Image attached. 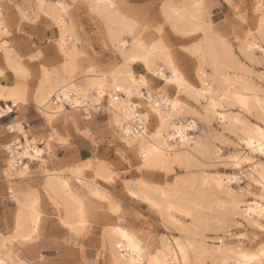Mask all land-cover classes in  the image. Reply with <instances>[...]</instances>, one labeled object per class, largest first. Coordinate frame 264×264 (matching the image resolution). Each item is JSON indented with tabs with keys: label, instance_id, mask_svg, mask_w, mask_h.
<instances>
[{
	"label": "bare ground",
	"instance_id": "1",
	"mask_svg": "<svg viewBox=\"0 0 264 264\" xmlns=\"http://www.w3.org/2000/svg\"><path fill=\"white\" fill-rule=\"evenodd\" d=\"M73 1H76L78 6L85 7L99 19L109 45L114 48L115 62L98 66L92 59H83L84 52L80 47L82 42L77 23L74 21L75 17L72 18L71 13L69 14V3L67 4L65 0H29L28 2L35 17L47 13L48 15L44 16L49 18L56 27L54 49L58 63L56 65L51 63L53 66L42 65L34 84H30L32 74L26 66V61L15 52L8 41L9 47L6 52L3 48L5 41L0 39V57L3 61V67H0V73H2L0 94L10 90H14L12 94H18L16 104L10 100L3 101L6 108L14 107L18 111L20 106L25 107L33 103L45 125L51 129V132H48L46 143L42 146L36 144V137H29L28 128L23 125L24 132L0 135V138L6 139L5 142H0V149L7 154V161L1 174L8 185L13 186L12 198L15 200L11 232L4 233L2 229L0 230V260L5 264H27L22 254L23 251L31 258L37 255L35 258L41 259L40 254L38 256L39 252H36L33 246L27 248L28 244L34 243L35 240L37 242L36 235H38L42 217L40 194L36 188L25 187L13 180H23L28 177V161L44 162L45 150L49 149L50 152L46 151L49 154L53 147L59 144L57 124L60 120L64 121L62 124L65 129L75 128L76 131L81 129L83 132H88V123L95 121L96 112H89L88 119L82 118V123L78 120L82 105L88 104L91 108L99 105L101 112H104L102 114L106 116L105 123L115 127V134L119 140L117 151L121 158L129 161L130 156L132 159L139 157V162L135 166L139 173L152 174L160 171L168 176V173L172 174L174 166L185 171L172 184L163 186H153L155 183L148 184L140 177L124 183L130 197L140 200L150 209L155 210L164 222L170 223L174 230L176 229L177 234L160 237L159 245L153 247L149 237L145 236L147 239L145 237L142 239L138 231L121 224L122 218L115 216V224L106 226L102 231L103 244H106L108 248V264H132L134 258L127 241L123 240L116 229L134 236L141 244L144 253L136 258L140 259L142 264H151L154 258L158 259L161 264H177V262L178 264H207L209 260L212 264H224L225 260L228 264H237V262L239 264H259V259L246 262L243 257L245 255L258 256L264 243L261 246L259 243V247L254 251L246 250V244L242 245L243 238L246 237L245 233H228V229L232 222L231 218L235 215L241 217L251 228L261 229L256 227L261 218L248 213L247 209L251 206L255 212V204L260 203L261 190L256 181L261 171H264L262 168L264 162L258 159L261 157L258 148L253 153L242 141L251 139L257 145L260 142L256 129L264 126V111H261V105L257 101L264 100V72L260 71L261 73L255 76L253 68L238 58L232 44L214 30L213 23L208 18L211 11L206 0H163L160 9L158 8L162 19V24L156 26L160 29L156 31L158 37L149 42L144 36L145 46L143 48L137 46L135 49H133L131 38L125 37L124 33L130 24L137 22L125 14V7L118 0H72V3ZM261 2L262 0H254L255 19L252 20L254 28L249 30L250 26L246 27L249 31L244 38L239 42L236 40L238 51L250 64L264 63V53L259 50L260 44L264 43V38L259 32L260 19L264 13L257 7ZM61 3L66 5V11L56 7ZM19 11L25 13L21 8ZM251 17L250 20L253 19ZM0 18L4 19L1 8ZM244 21L247 20L244 19ZM165 26L168 27L170 36L174 33L186 37L187 40L190 39L192 43L187 48L188 55H183L170 47L171 44L168 42L170 40L163 28ZM141 33H143L142 29L137 35ZM250 45H255V47L250 48ZM134 56H139L140 59H134ZM145 57L148 59L147 64ZM137 65L142 67L146 77L148 75L158 77L163 84L153 89L148 85L150 79L149 81L145 79V85H140L141 77L134 71ZM182 65L191 66L192 70L185 71ZM89 69L93 71L90 72ZM174 72L176 75L173 74ZM8 75L12 76V83L5 82ZM133 80L136 81L135 84ZM101 84L104 85L103 94L100 92ZM168 85L174 89L172 95L164 90ZM142 87L148 88L150 100L148 97L144 100L140 96L139 92ZM117 88H124V91L118 92ZM128 89H138V93L134 92L129 95ZM58 93L61 95L60 102L54 103L53 96H58ZM85 93H87V98H85ZM70 95L73 96L70 97ZM238 95L247 98L248 107L241 106L236 100ZM77 99L80 100L79 104ZM158 99L162 103L158 102ZM68 101L74 107L68 108L65 104ZM213 101L218 105L215 109L212 108ZM131 102L138 108L141 118L148 116V119L143 121L142 130L139 131L141 134H146L142 137L143 143L137 142L134 147H129L126 142L128 137H131L132 141L137 140V132L131 131L129 126L134 114L128 106ZM173 104L177 105L175 109L172 108ZM161 116L165 117V124L161 136L156 138L154 134L161 127ZM247 116L257 121L252 122ZM198 121H203L208 125L216 122L224 132L234 135L233 137L237 140L235 151L226 155L224 159L221 158L219 147L217 148L212 143L214 140H210L211 136L196 133L199 129ZM177 130L183 133L182 137L175 136L174 139H166L168 136H173ZM207 133L210 132L207 130ZM25 134L29 139L23 138ZM53 136L56 139H53ZM14 139L19 142L13 143ZM29 140L35 143L30 144ZM40 142L44 143L43 139ZM8 145H12L11 151L8 150ZM150 147H159L160 152H150ZM141 148L148 154L147 166H145V157L141 155ZM37 149L40 150V155L38 159H35ZM26 150L28 155H24ZM17 156L20 159L26 158L27 161L17 160ZM236 157H240L241 164L237 168L241 170L238 173L208 172L205 169L208 170L211 166L210 170L217 164L231 165V168L236 169ZM249 160L252 162L249 163ZM104 163L91 159L83 161L80 165L69 167L68 172L66 170L67 173L53 169L46 170L42 193L54 206L58 222L69 233L78 235L89 223L91 198L106 200L108 209L113 211L119 206H114L115 202H112L110 193L98 185L99 180L109 182L112 179L111 176L114 175V173L111 175L110 169ZM5 171L8 172L7 176L4 175ZM87 173L89 177L86 176ZM242 174L246 178L245 181L247 180V188L241 192L236 191L233 184L240 183ZM250 186H255L257 192H251L252 198L244 200L242 197L249 193ZM81 188L84 189L83 192ZM237 205L240 206L239 209ZM211 230L216 231L215 234L218 233L217 230L222 231L223 236H227L228 239L235 237L236 240L226 242L220 236L217 237L218 245H208L205 232ZM177 241L180 242L179 246H177ZM118 244H123L124 247H117ZM35 247L37 250V245ZM181 248L183 249L182 255L180 254ZM157 253L160 255L157 256ZM36 264H43V262L38 261Z\"/></svg>",
	"mask_w": 264,
	"mask_h": 264
},
{
	"label": "rangeland",
	"instance_id": "2",
	"mask_svg": "<svg viewBox=\"0 0 264 264\" xmlns=\"http://www.w3.org/2000/svg\"><path fill=\"white\" fill-rule=\"evenodd\" d=\"M65 1L67 4L69 3L68 4L69 14L71 13L70 15L72 16V18L75 17L74 21L77 23L78 32L80 34V38L82 42L80 44V47L81 50L84 52L83 59L86 60L92 59L93 62L98 66H105L107 65V63L115 62L116 55L114 48L109 45V42L104 35L103 26L100 23L99 19L95 17L91 12H89L85 7L78 6L76 1H73V3L72 0L70 1L65 0ZM118 1L120 4H122L125 7L124 9L125 14L141 25L140 29H142L144 36L147 37V40L149 42L155 40L158 37L156 31H145L143 24L145 22H147L150 26L152 25L153 22H155V26H157L158 24H162L161 23L162 19L159 16V9L163 0H118ZM206 1L209 3L210 11H211V13H209L208 15V18L211 19L213 23L212 27L214 28V30L218 34H220L224 39H226L229 43L232 44L235 53L238 55V58L241 59L242 62L247 63L249 66H251V68H253L255 76L256 75L258 76V74L264 72V63L259 62L258 65L257 63L250 64L249 62H246L245 58L237 49V44H238L237 42L243 39L246 33L250 29L254 28L252 23L255 19L254 18L255 12L253 11L254 0H206ZM28 2L29 0H0V8L2 10L5 20L18 18L20 14L19 8H21L34 21L32 23L25 24L24 31L13 32V34L7 40L10 46H12L15 49V52L19 54L24 61H26V66L28 67V69L32 74V77L30 79L31 80L30 84L32 85L36 81L42 65L45 66L56 65L58 63V59L55 58L56 51L54 49L55 38H56L55 25L51 22L49 18L47 19V17L44 15L35 17L32 13V9ZM237 6L240 7L241 9L240 12H237L236 8H234ZM252 14H253L252 16L253 19L250 20L249 18L251 17ZM244 19L247 21H244ZM246 27H248L249 30ZM163 28H164V32L167 33L166 35L168 39L170 40L168 41L171 44L170 47L173 50H177L179 53L183 55H188L187 48L192 43L191 41H189L190 39L187 40L186 37L184 38L183 36L174 33H171V35L173 36H170V34L168 33L169 32L168 27L165 26ZM180 44H182V46ZM179 46L183 50L185 49V51H183ZM40 51L42 53H40ZM34 52L40 53L36 60L30 59V57L34 54ZM43 54L45 55L43 56ZM51 63L53 65H51ZM260 63L263 65H261ZM182 66H183L182 67L183 70L185 71L192 70L191 66H188L190 68L185 67L184 65ZM0 67H3V61L1 57H0ZM134 71L136 74H138V76L140 75V77H143L144 80L146 79V81H149L150 79L148 85L153 89L163 84V82L160 81L158 77L157 78L151 77L150 75L146 77V73L140 65L135 66ZM254 75L252 76L255 77ZM5 82L12 83L13 82L12 76L8 75ZM164 90L169 95H172L174 93L173 91L174 89L172 88V86L169 85L166 86ZM18 109L19 110L15 112L14 117L11 119L10 125H12L13 122L22 121L23 122L22 125L28 128L29 137H33V138L36 137L35 139L37 141H42L43 139L44 141L43 144H45L48 132H51V129L45 125L43 118L40 116V113L37 111V107L33 103H29L25 107L20 106ZM102 113L104 112H101L99 114L96 113L95 121L92 122L91 124L88 123V132L85 131L83 132L81 131V129L79 131H76L75 128L65 129L63 128V124H62L64 121L60 120V122L57 124V128H59L58 129L59 136L60 139L65 138L64 140H66L67 143L63 145H61L60 143L55 145L51 153L49 154H47L46 151L50 152V150L49 149L45 150V155H43L44 162L42 163L36 160L28 161V165H29L28 177H26L23 180L18 179L19 181L13 180L15 183L17 182L25 187L36 188L41 198L40 207L42 210V217L37 233L38 235H36L37 242H35L36 241L35 240L33 241L34 243L28 244L27 247L29 248L30 246L31 247L33 246L34 250L36 252H39L38 256L40 254L41 259L35 258L37 255L36 256L34 255V257L31 258L30 255H27L23 251L22 254H24V259L27 261V264H36L38 261L43 262V264H108V248L106 244H103L104 235L102 231L104 230V228H106V226L109 227L111 224H115L114 219H116L117 216L122 218L121 224L125 225L128 228L131 227V229L134 231H138V233H140V235L142 236V239H145L146 238L145 236L149 237L150 241H152L153 243V247H157L159 245L158 239L160 237L177 234L176 229L174 230L173 226L170 223L164 222L155 210H153L152 208L150 209L148 205L141 202L140 200L133 199L132 197H130L126 192L124 183L127 180L130 181L140 177L148 184L153 185L155 183L153 186H163L166 184L167 185L172 184V182L175 181V179L180 177L182 174H184L185 171H183L181 168L177 166H174L173 170L175 171L172 170V174L170 172V174L168 173V176H166L165 173L160 171H155L152 174L139 173L135 169L136 164L139 162V157L136 156L135 158L132 159V156H130L129 159L127 158L130 162L121 158L119 152L117 151V147H118L117 144L119 143L118 142L119 140L117 134H115L116 133L115 127L113 125L105 123L106 116ZM78 116H79L78 120L82 123L83 117L81 113ZM247 117L252 122L257 121L251 116H247ZM197 124L199 126V129L196 133L207 137L211 136L210 140L211 141L214 140L212 141V143L217 148L219 147L221 158L224 159L226 155H229L230 153L235 151L234 150L235 144L237 142L236 137H233L234 135L224 132L219 124H217L216 122H212L210 123L211 125L210 126L204 123L203 121H198ZM207 130L210 133H207ZM201 131L204 132L205 134L202 133ZM4 134L6 133L3 132L2 129H0V135H4ZM0 139H1L0 142L6 141V139H3L2 137ZM115 140L117 143L115 142ZM6 158H7V154L5 153L4 150L0 149V230L2 229L1 231L2 232L4 231V233H10L12 229L11 226L13 222V213L15 210V200L12 198L13 186H11L10 184L8 185V183L4 180V177L1 174L2 169L5 167L7 161ZM91 159L95 161L98 160L105 162L104 164H106V166L110 169L111 175L114 173V175L111 176L112 179L109 182L99 180L98 185L103 189L105 188V190L110 193L112 202L113 203L115 202L114 206L117 205L119 206H117L116 207L117 209L113 211L111 209H108L109 207L106 200L91 198L92 200L90 201V205L92 207H90L91 210L89 213L90 214L89 223L86 225L87 228L86 227L84 228L85 231L84 229L82 230L81 232L82 234L79 233L78 235L77 234L75 235V233H69L66 230V228H64L58 222L57 212L55 211L54 206L42 193L43 192L42 183L45 174L47 173L46 170L53 169L56 170L57 172L61 171L62 173H67L69 167L75 166L77 164L80 165L83 161L86 162ZM258 159L259 161L264 162V157H258ZM217 165L214 166V168H211L210 170L209 168L211 166H209L208 170L207 168L205 169L208 172L220 171L227 173H238L241 171L237 168L236 169L231 168L232 167L231 165H221V164H217ZM197 173L198 172H196V176L199 175V174L197 175ZM88 175L89 174L87 173L86 176L89 177ZM245 179L246 178L243 175L241 177L240 183L233 184V188L236 191H241V192L244 191V189L247 188L246 187L247 180L245 181ZM81 189H82L81 192H83L84 189L83 188ZM250 191L252 193H256L257 189L255 188V186H250ZM242 198L244 200H250L252 196L249 195V193H247ZM112 213H114V215ZM231 219L232 222H230L228 233H236V234L245 233L244 236L246 237L243 238L242 245L244 246L246 244L245 245L246 248L244 247L246 250L254 251L256 248L259 247L258 245L259 243L260 246L263 245L264 231H261V229L257 230L256 228L253 229V227L251 228L239 216L236 215L235 217L232 216ZM184 221H186V219H184ZM233 221L235 223H233ZM165 227H167V229H165ZM217 232H218L217 234H215L216 231H212V230L205 232L206 236L208 237L206 239L208 245H213V246L218 245L219 242L217 240V237L220 236H222L223 240L226 242L227 241L234 242L236 240L235 237H231L230 239H228L227 236L226 237L223 236L221 233L222 231L219 232L217 230ZM101 237H102V242H101ZM34 245L35 246L37 245L38 251L35 249L36 247ZM100 245L102 246V248ZM207 264H212V263L209 260Z\"/></svg>",
	"mask_w": 264,
	"mask_h": 264
},
{
	"label": "snow or ice",
	"instance_id": "3",
	"mask_svg": "<svg viewBox=\"0 0 264 264\" xmlns=\"http://www.w3.org/2000/svg\"><path fill=\"white\" fill-rule=\"evenodd\" d=\"M41 7H43V6L41 5ZM56 7L58 9H63L65 11L67 10L66 5H64L62 3L57 4ZM257 7L262 13H264V0H262L261 4L258 5ZM236 11L240 12L241 11L240 7L237 6ZM44 15H48V14L44 13ZM32 22H34L32 20V18L28 14L24 13L23 11H20L18 18H12L10 20H4V19L0 18V39H3L5 41V43L3 44V48L6 52H7L8 47H9L7 40L13 34V32L24 31L25 30V24L32 23ZM143 27H144L145 31H159L160 30L159 28H157L155 26V22H153L151 26L147 22H145L143 24ZM140 28H141L140 24L132 23L129 25L126 32L124 33L125 37L131 38L133 49H135L137 46H139L141 48H143L145 46L143 43V40H144L143 33H141L139 36L137 35V33L140 32ZM259 32L261 34V37L264 38V15H262L261 19H260ZM250 35H251V33H250ZM251 47H255V45H250V48ZM153 48H155V45H153ZM259 50L261 53H264V43L260 44ZM38 55H39V53L34 52V54L30 57V59L36 60ZM134 59H140V57L134 56ZM144 59H145V63L147 64L148 59L146 57ZM13 70L16 71V69H13ZM149 70H151V69H149ZM44 71H47V69H44ZM89 71L91 72L93 70L89 69ZM19 74L20 73L17 71V75H19ZM173 74L176 75L175 72ZM0 75H2V73H0ZM133 83L135 84L136 81L133 80ZM139 84L145 85V81H144L143 77H141ZM99 87H100L101 94H103L104 85L101 84ZM12 91H14V90H10L7 93L0 94V101H9L10 100V101H12L13 104H16V102L18 100V94L14 95V94H12ZM116 91H118V92L124 91V88H117ZM134 92L138 93V89H128L129 95H132ZM85 98H87V93H85ZM148 99L149 100L151 99L150 95L148 96ZM236 100L240 102L242 107H248L247 98L241 97L238 95V96H236ZM98 102L99 101H97V103ZM25 103H27L26 99H25ZM77 103L78 104L80 103L79 99H77ZM257 103H259L261 105V111H264V100H258ZM157 107H159V106H157ZM176 107H177L176 104L172 105L173 109H175ZM217 107H218V105L216 104L215 101H213L212 102V108L215 109ZM13 111H14V109L12 107H7L6 109L3 107H0V116H4L6 114V112L11 113ZM145 119H148V116L142 117L141 123H143V121ZM22 123H23L22 121H20L19 123H13L12 125L9 126V130L12 132H24V129L22 127ZM164 124H165V117L161 116V127L158 128L154 134L156 138H159L161 136V134L163 132ZM256 131L259 133V136H260V142L258 145L256 143H254L253 140H251V139H246V140L242 141V143L247 144V146L251 149V151L253 153H255L257 151V148H258L260 156L264 157V126H262L259 129H256ZM145 136H146V134H141L138 131L136 141H132L131 137H128L126 142L129 144V147H134L135 143H137V142L143 143L142 137H145ZM175 136H181L182 137L183 133L180 132L179 130H177L173 136H168V137H166V139H169V140L174 139ZM23 138L29 139L27 134H25ZM52 138L56 139L55 136H53ZM18 142L19 141L15 140V139L13 140V143H18ZM29 143L32 144V143H35V141L29 140ZM59 143L61 145H63V144H66L67 141L64 139H60ZM165 147H166V145H165ZM8 150L9 151L12 150V145H8ZM149 151L153 152V153H159L160 148L159 147H150ZM24 155H28L27 150L24 152ZM39 155H40V150L37 149V157L35 159H38ZM141 155L145 157V166H147V164H148L147 155L148 154L143 150V148H141ZM235 159L237 160L235 167L239 168L241 166L240 157H236ZM248 162L251 163L252 161L249 160ZM25 167H27V165H25ZM262 168H264V166H262ZM4 175L7 176L8 172L5 171ZM20 175L23 176L24 173H20ZM256 183H258L259 189L261 190L260 194H259L260 203L255 204V212L253 210V207H251V206L248 207L247 212L253 213L254 215H258L261 218L259 223L256 224V227H259V228H261V231H264V171H261V173L259 175V179H258V181H256ZM251 194H252L251 191H249V195H251ZM237 208L239 209L240 206L237 205ZM249 219H251V217H249ZM116 232L119 233V235L123 238V240L127 241L128 248L130 249V251L134 255V258L132 260V264H142V261L140 259L136 258V257L142 256L144 253V249L141 246V244L136 240V238L134 236L129 235L128 233H125V232L121 231L120 229H116ZM179 243L180 242L177 241V246H179ZM117 247H124V245L118 244ZM180 254L181 255L183 254L182 248L180 250ZM159 255H160V253H157V256H159ZM243 259L246 262L256 261L257 259H259V264H264V247H262L260 249L258 256L257 255H251V256L245 255L243 257ZM0 264H5V262L0 260ZM151 264H161V262L158 259L154 258L153 261L151 262ZM177 264H178V262H177ZM224 264H228V261L225 260ZM237 264H239V262H237Z\"/></svg>",
	"mask_w": 264,
	"mask_h": 264
},
{
	"label": "built area",
	"instance_id": "4",
	"mask_svg": "<svg viewBox=\"0 0 264 264\" xmlns=\"http://www.w3.org/2000/svg\"><path fill=\"white\" fill-rule=\"evenodd\" d=\"M59 94L60 93H58V96H56V95L53 96V101H55L54 103L60 102L59 97H61V95H59ZM139 94L141 97L144 98V100H147L146 98L150 95V92H149L148 88L142 87L140 89ZM72 96L73 95H70V97H72ZM157 101L162 103V101H160V99H158ZM65 104L68 108L74 107V105L70 101L66 102ZM82 106L83 107L80 109L79 113H81V115L84 119H88L87 117H89V114H88L89 112H96V113L100 112L101 113V109H100L99 105L95 106L94 108H91V106H89L88 104H85V105L83 104ZM128 106H129V109L132 110V112L134 113L132 116V119L129 122V124H130L129 126L131 127V131H134V132L141 131L143 128V123H141V117L139 115L140 113H139L138 108L135 106V104L133 102H131V104H129ZM0 107H3L6 109V104L3 101H0ZM12 108L14 109V107H12ZM15 112H16V110L14 109L13 112H11V113L6 112V114L4 116H0V129H2L3 132H5L8 135H11L13 133L8 129V126L10 125V121L14 117ZM36 144L38 146H41L43 143H41L40 141H36ZM16 159L21 160V161L26 160V158L20 159L19 156H17Z\"/></svg>",
	"mask_w": 264,
	"mask_h": 264
},
{
	"label": "crops",
	"instance_id": "5",
	"mask_svg": "<svg viewBox=\"0 0 264 264\" xmlns=\"http://www.w3.org/2000/svg\"><path fill=\"white\" fill-rule=\"evenodd\" d=\"M8 198H9V197H8ZM9 199H10V198H9ZM9 199H8V200H9ZM9 201H10V200H9ZM10 202H11V201H10Z\"/></svg>",
	"mask_w": 264,
	"mask_h": 264
}]
</instances>
